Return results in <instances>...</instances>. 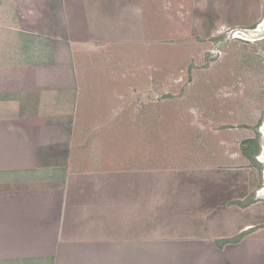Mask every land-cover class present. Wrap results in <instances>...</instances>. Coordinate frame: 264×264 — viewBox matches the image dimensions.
<instances>
[{
	"label": "crops",
	"instance_id": "1",
	"mask_svg": "<svg viewBox=\"0 0 264 264\" xmlns=\"http://www.w3.org/2000/svg\"><path fill=\"white\" fill-rule=\"evenodd\" d=\"M235 1H193L202 9L194 16L198 33L216 37L228 24L242 27L258 20L261 5L250 10L249 20L233 22L230 14L243 6L241 0L235 7ZM83 2L0 0V264H242L245 257L215 256V250L241 247L245 236L222 248L218 241L225 239L202 233L157 241L153 161H133L125 173L122 162L101 155L107 148L93 147L88 156L83 151L81 141L105 127L97 123L99 101L92 104L87 94L93 83L102 84L97 72L105 50L81 32L91 23ZM83 121L92 122L91 129L79 126ZM243 146L239 157L252 166ZM217 161L211 153L204 177L196 171L194 181L183 183L196 187L180 215L204 233L218 228L221 213L232 208L246 214L255 200L246 173L242 180H218ZM203 196L211 208L203 205ZM253 229L247 223L240 233ZM155 248L174 251L157 257Z\"/></svg>",
	"mask_w": 264,
	"mask_h": 264
},
{
	"label": "rangeland",
	"instance_id": "2",
	"mask_svg": "<svg viewBox=\"0 0 264 264\" xmlns=\"http://www.w3.org/2000/svg\"><path fill=\"white\" fill-rule=\"evenodd\" d=\"M81 1L91 21L81 32L105 50L97 72L102 84L93 83L87 93L92 104L99 101L97 123L105 127L81 141L83 151L88 156L93 147L107 148L101 155L122 162L125 173L133 161L155 163L157 241L200 233L215 241L229 239L251 223L255 229L241 235L244 245L215 250V256L264 264V0L233 2L235 7L243 5L230 14L233 22L249 20L250 10L256 12L260 5L261 15L248 26L228 24L216 37L198 33L194 16L202 9L194 7L195 0H128V5L121 4L123 0ZM110 114L117 118L108 119ZM89 123L79 126L87 124L89 130ZM257 133L260 165L249 166L239 152L243 141ZM211 153L217 155L218 180L238 181L246 173L245 179L255 185L250 190L255 200L246 214L232 208L221 213L218 228L204 233L200 226H188L190 218L180 213L186 211L187 196L196 187L189 180L191 186H184L185 179L194 181L196 171L204 177L202 168ZM141 175L147 176L146 171ZM232 195L227 198L232 200ZM210 203L203 196L206 208ZM183 250L185 255L191 252L188 247ZM170 251L174 250L155 248L157 257Z\"/></svg>",
	"mask_w": 264,
	"mask_h": 264
},
{
	"label": "trees",
	"instance_id": "3",
	"mask_svg": "<svg viewBox=\"0 0 264 264\" xmlns=\"http://www.w3.org/2000/svg\"><path fill=\"white\" fill-rule=\"evenodd\" d=\"M244 146L242 147V153L245 157H247L253 165H260L256 157L259 155L261 151L260 147V134L257 133L255 138L247 139L243 142ZM243 235V234H242ZM243 237L240 235L238 237H234L233 239H225L218 241V246L222 248L223 244H229V243H238L241 241Z\"/></svg>",
	"mask_w": 264,
	"mask_h": 264
},
{
	"label": "bare ground",
	"instance_id": "4",
	"mask_svg": "<svg viewBox=\"0 0 264 264\" xmlns=\"http://www.w3.org/2000/svg\"><path fill=\"white\" fill-rule=\"evenodd\" d=\"M264 26V24L262 25V27Z\"/></svg>",
	"mask_w": 264,
	"mask_h": 264
}]
</instances>
